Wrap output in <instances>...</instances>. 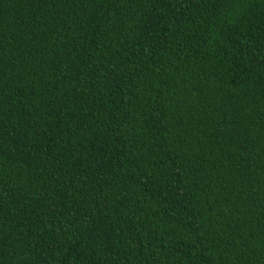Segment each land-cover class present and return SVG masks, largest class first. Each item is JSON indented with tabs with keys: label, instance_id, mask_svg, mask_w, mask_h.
I'll list each match as a JSON object with an SVG mask.
<instances>
[{
	"label": "trees",
	"instance_id": "obj_1",
	"mask_svg": "<svg viewBox=\"0 0 264 264\" xmlns=\"http://www.w3.org/2000/svg\"><path fill=\"white\" fill-rule=\"evenodd\" d=\"M0 264H264V0H0Z\"/></svg>",
	"mask_w": 264,
	"mask_h": 264
}]
</instances>
